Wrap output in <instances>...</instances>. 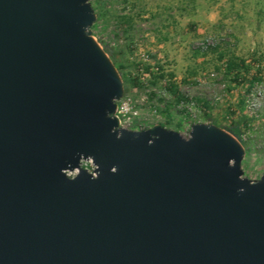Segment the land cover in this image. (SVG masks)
Segmentation results:
<instances>
[{
  "label": "water",
  "instance_id": "95a60500",
  "mask_svg": "<svg viewBox=\"0 0 264 264\" xmlns=\"http://www.w3.org/2000/svg\"><path fill=\"white\" fill-rule=\"evenodd\" d=\"M89 1L0 0V264H264V174L213 124L120 128Z\"/></svg>",
  "mask_w": 264,
  "mask_h": 264
},
{
  "label": "rangeland",
  "instance_id": "374dc122",
  "mask_svg": "<svg viewBox=\"0 0 264 264\" xmlns=\"http://www.w3.org/2000/svg\"><path fill=\"white\" fill-rule=\"evenodd\" d=\"M89 2L96 16L93 39L102 49L116 51V62L127 66L124 72L144 82L139 89L129 84L123 95L130 99L134 122L145 129L160 125L188 138L191 125L211 124L195 102L204 101L220 127L230 126L232 120L240 122L239 139L220 129L244 149L243 177L259 180L264 174V0ZM220 54L225 56L222 61ZM231 55L252 63L251 73L258 62L262 81L249 92L224 72L225 59ZM136 65L149 66L155 74L160 67L167 78L150 86L149 75ZM166 81L188 99L186 113L165 89ZM151 93L157 97L150 99ZM168 104L170 120L163 113ZM178 121H182L180 130H176Z\"/></svg>",
  "mask_w": 264,
  "mask_h": 264
},
{
  "label": "trees",
  "instance_id": "16d2710c",
  "mask_svg": "<svg viewBox=\"0 0 264 264\" xmlns=\"http://www.w3.org/2000/svg\"><path fill=\"white\" fill-rule=\"evenodd\" d=\"M124 2L127 0H123ZM211 49V48H209ZM104 52L107 54L113 65L115 66L117 72L120 75L123 87H124V92L125 94L128 92V85H132L135 88H143L144 82L141 81V78L136 75V76H130L127 72H124L127 68V66L123 64H119L116 62L115 56L117 54L116 51H112L108 49L106 46H103ZM218 48H215V50L212 51H217ZM225 56L224 54H220L219 59L222 61L224 60ZM142 66L136 65V69L140 71ZM256 71L254 73H251V70L253 69V64L248 63L246 60L236 57L234 55L229 56L228 58L225 59L224 62V72L227 76H231V81L241 87H245L246 91L249 92L250 88L255 85L256 83H259L262 81L260 70H259V65L258 62L256 64ZM143 72L144 74L149 75V80H146V82L150 86H156L159 81L165 80L167 78V75L164 74L162 69L158 67V73H154L152 71V68L149 66H143ZM170 82V81H169ZM167 83V81H166ZM165 89L169 92L170 96L172 97L173 101L176 102L177 106L180 108V105L184 106V108H181L180 111L183 113H186L187 107H189L190 103L188 102V99L181 94L178 90L177 87L170 82V84H166ZM157 97L153 93L150 94V99ZM163 102V101H160ZM196 104L200 106L202 109L205 110V118L209 121H211V124L222 128L226 130L228 133L233 135L235 138L239 139L241 137V132L239 130V125L240 122L237 120H232L230 126H225L220 127L217 123V121L210 115V112L208 111L209 109V104L200 101V100H195ZM171 105H166L164 107L163 113L168 117V120H170V114H169V109ZM243 120H241L242 122ZM182 121H178L176 124V130H180L181 128ZM146 130V129H145Z\"/></svg>",
  "mask_w": 264,
  "mask_h": 264
},
{
  "label": "built area",
  "instance_id": "2783aa9c",
  "mask_svg": "<svg viewBox=\"0 0 264 264\" xmlns=\"http://www.w3.org/2000/svg\"><path fill=\"white\" fill-rule=\"evenodd\" d=\"M207 48V46L205 47ZM252 97V94H250ZM131 102L129 98L122 97L119 102H117V108L115 111V116L118 119L119 127L130 131H142L145 128L141 127L140 124H136L134 119L131 117ZM81 168L85 169L88 173L94 174L95 166L90 159L81 161ZM77 170L67 171L66 175L68 178H73L77 174Z\"/></svg>",
  "mask_w": 264,
  "mask_h": 264
}]
</instances>
